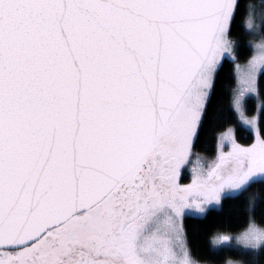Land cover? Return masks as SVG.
<instances>
[{"label": "snow or ice", "instance_id": "obj_1", "mask_svg": "<svg viewBox=\"0 0 264 264\" xmlns=\"http://www.w3.org/2000/svg\"><path fill=\"white\" fill-rule=\"evenodd\" d=\"M260 225L264 0H0V264H264Z\"/></svg>", "mask_w": 264, "mask_h": 264}, {"label": "trees", "instance_id": "obj_2", "mask_svg": "<svg viewBox=\"0 0 264 264\" xmlns=\"http://www.w3.org/2000/svg\"><path fill=\"white\" fill-rule=\"evenodd\" d=\"M249 3L257 5L258 0H249ZM245 55L250 56L251 52H245ZM229 77L226 73L223 76L222 87L225 89L224 95L227 97L230 95L226 91L229 85ZM211 156V153H208ZM257 219H260V214L257 213ZM244 224V212L243 205L237 201H225L224 210L221 213H212L208 216L207 219L200 220L196 218H188L186 220V228L190 237H195L198 244V251L202 254L207 247L205 241L211 238L212 234H215L217 231H224L225 226H228L232 231L238 232L239 229ZM264 226V225H261ZM235 259L238 257L232 255H225L223 257V263L227 259Z\"/></svg>", "mask_w": 264, "mask_h": 264}, {"label": "rangeland", "instance_id": "obj_3", "mask_svg": "<svg viewBox=\"0 0 264 264\" xmlns=\"http://www.w3.org/2000/svg\"><path fill=\"white\" fill-rule=\"evenodd\" d=\"M259 3H260V0H258V3H256L257 4V6L259 5ZM257 10L259 11V8L257 7ZM261 226V225H260ZM262 227H264V226H262ZM239 232V231H238ZM238 232H231V234H233V235H236V234H238ZM229 260H232V261H236L235 259H227L223 264H227V262L229 261Z\"/></svg>", "mask_w": 264, "mask_h": 264}]
</instances>
